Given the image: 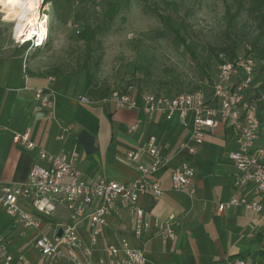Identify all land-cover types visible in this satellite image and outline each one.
<instances>
[{"label": "crops", "instance_id": "obj_1", "mask_svg": "<svg viewBox=\"0 0 264 264\" xmlns=\"http://www.w3.org/2000/svg\"><path fill=\"white\" fill-rule=\"evenodd\" d=\"M16 45L17 48L0 49V191L28 179L33 164L40 161V149L74 155L77 168L86 177L103 176L126 183L139 177L135 165L126 158L127 152L140 150L151 135H156L166 163L153 175L160 181L162 195L146 191L137 201L149 214L147 230L137 233L135 215L118 199L117 210L107 217L96 242L91 241V221H80L76 231L82 245L76 248L62 244L63 254L56 260L41 254L35 242L42 234L58 237L60 228L74 222L66 206L44 201L45 208L39 210L21 200L20 205L39 218L36 229L23 226L0 208V237L7 241L14 264H75L70 259L72 250L80 259L98 261L112 257L106 247L122 239H127L132 248L144 249L148 264H233L237 257H243L248 264L264 261V215L244 205L218 210L220 203L233 197L261 199L252 184H234L236 168L229 153L238 148V143L231 125L222 123L213 132L206 130L197 153L190 154L181 148V143L192 134V113L183 125L178 114L167 119L158 112L148 118L140 108L92 100L85 80L38 70L32 52L21 48L27 45ZM39 87L50 93L47 106H42L36 96ZM82 96L92 102L82 101ZM132 97L143 104L141 93H132ZM212 97L213 91L206 95L208 100ZM137 120L138 128L129 132V126ZM26 132L36 144L34 149L14 141L16 134ZM258 140L254 149L258 148ZM141 160L149 163L151 158L143 153ZM185 162L195 169L194 194L171 188L173 171ZM172 214L181 218L173 240L156 234L154 225V217L167 219ZM87 249L91 254H86ZM122 256L120 251L113 257Z\"/></svg>", "mask_w": 264, "mask_h": 264}, {"label": "rangeland", "instance_id": "obj_2", "mask_svg": "<svg viewBox=\"0 0 264 264\" xmlns=\"http://www.w3.org/2000/svg\"><path fill=\"white\" fill-rule=\"evenodd\" d=\"M11 10L12 5L0 0V49L17 48L20 40ZM155 10L182 28L201 64ZM37 11L38 21H47V42L21 48L32 52L38 70L56 77L86 82L85 67L90 69L94 79L87 95L95 101L106 87L109 93L142 96L197 90L211 95L220 54L231 60L253 57L256 73L264 65V0H40ZM87 26L95 31L90 55L83 37ZM240 78L234 76L233 82ZM263 82L264 73H259L258 84ZM261 93L250 112L264 118V89ZM258 139L256 149L264 155V123Z\"/></svg>", "mask_w": 264, "mask_h": 264}, {"label": "built area", "instance_id": "obj_3", "mask_svg": "<svg viewBox=\"0 0 264 264\" xmlns=\"http://www.w3.org/2000/svg\"><path fill=\"white\" fill-rule=\"evenodd\" d=\"M46 17L47 15L45 19ZM19 38L20 40H17L19 45L28 43L27 46L30 48L41 47L48 39L46 35L42 42L37 33L30 38L22 35L16 39ZM221 59L223 61L220 63L219 74L214 82L211 100L206 98L203 90L175 95L146 94L142 96L141 106L129 91H114L104 100L116 101L129 108H140L148 118H152L158 112H162L167 119H172L178 114L183 125L187 124V117L192 113V134L181 143V148L188 150L190 154L197 153L198 147L204 142L206 130L213 132L221 122L231 125L237 133L238 143V148L229 153V158L236 168L234 184L235 186L252 184L255 193L260 195L261 199L249 201L245 196L233 197L220 203L218 210L223 212L231 206L244 205L264 215V155L262 150L254 149L264 118L250 112L251 107L245 101L243 94L254 78L255 60L251 56L230 60L224 54H221ZM236 75H241V80L234 83L233 78ZM36 96L42 106L50 103V93L45 88H37ZM81 100L92 102L85 96H82ZM139 124L140 121L137 120L130 125L129 132L136 130ZM14 141L26 145L29 149L36 147V144L30 140L29 132L16 134ZM143 153L151 158L149 163L141 160ZM39 158L40 161L33 164L25 182L4 187L0 191V208L23 226L36 229L40 226L39 218L25 210L20 205L21 200L31 202L39 210L45 208L44 201L48 203L55 201L66 206L74 222L63 228L62 236L53 239L42 234L38 237L35 246L41 254L56 260L63 254V249L60 247L62 244L80 247L82 243L76 225L86 219L92 224L91 241L96 242L97 233L106 223L107 217L117 210L118 199L123 200L135 215L138 234L149 228L150 224L146 221L149 214L138 205L137 201L142 192L150 191L155 196H161L163 193L160 181L153 177L154 173L166 163V158L159 150L156 135H151L140 150L127 152L126 158L135 165L139 177L126 183L103 176H84L76 166V157L69 153L52 154L40 149ZM171 188L190 194L196 192L195 169L189 163L185 162L173 171ZM180 221L181 218L174 214L167 219L154 217L156 234L175 239ZM106 251L112 257L101 258L98 261L91 258L80 259L77 252L72 250L70 259L75 264H148L144 249L130 247L127 239H122L119 244L110 243ZM120 251H123V256L114 258L113 256L118 255ZM86 254H91V249H87ZM0 263L14 264V256L3 237H0ZM233 264L248 263L243 257H237ZM261 264H264V261Z\"/></svg>", "mask_w": 264, "mask_h": 264}, {"label": "trees", "instance_id": "obj_4", "mask_svg": "<svg viewBox=\"0 0 264 264\" xmlns=\"http://www.w3.org/2000/svg\"><path fill=\"white\" fill-rule=\"evenodd\" d=\"M45 1L51 3L53 0H45ZM155 11H156L157 15L160 18L163 19V22H164V25H165L166 29L174 34L175 40L183 45V47L187 50V52L191 55V57L194 60H196V62L198 64H201L200 59L198 58L196 53L192 50L190 44L188 43L187 38L183 35L182 28L180 26H176L173 23L171 16L163 15V14H161V12H158L157 10H155ZM229 18H230L229 19V25H231V23H232V19L231 18L232 17H229ZM94 33H95L94 29L91 28L90 26H87V27H85L83 29V37H84V39L86 41V45H87L86 52H87L88 55L91 54V44L90 43H91V40L94 39ZM233 54H234V52H233ZM221 61H223V60L221 59ZM85 70H86L85 87H86V90H87L90 87V85L92 84L94 76H93V73L91 72L90 69H87V67H85ZM259 73H262V74L264 73V65L258 70L257 73L255 71V76H254L251 84L244 90V93H243L245 101L249 104V107H251V108L254 106V104H253L254 97L255 98H257V97L259 98L260 95L262 94L261 93V89H264V82L261 83V84H258ZM240 80H241V78H240ZM110 94L111 93H109V88L108 87L104 88V90H102L99 93V95H98L99 96V100L100 99L101 100L107 99ZM206 95H207V93H206Z\"/></svg>", "mask_w": 264, "mask_h": 264}, {"label": "bare ground", "instance_id": "obj_5", "mask_svg": "<svg viewBox=\"0 0 264 264\" xmlns=\"http://www.w3.org/2000/svg\"><path fill=\"white\" fill-rule=\"evenodd\" d=\"M7 5H12L11 12L16 21L15 36L31 37L34 33L39 35L41 41L47 35V28L44 21H38L37 7L40 0H2ZM42 44V43H41Z\"/></svg>", "mask_w": 264, "mask_h": 264}, {"label": "water", "instance_id": "obj_6", "mask_svg": "<svg viewBox=\"0 0 264 264\" xmlns=\"http://www.w3.org/2000/svg\"><path fill=\"white\" fill-rule=\"evenodd\" d=\"M63 235V228H60L58 231V236H62Z\"/></svg>", "mask_w": 264, "mask_h": 264}]
</instances>
